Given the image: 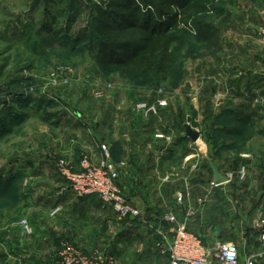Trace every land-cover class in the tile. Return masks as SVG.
<instances>
[{"label": "rangeland", "instance_id": "374dc122", "mask_svg": "<svg viewBox=\"0 0 264 264\" xmlns=\"http://www.w3.org/2000/svg\"><path fill=\"white\" fill-rule=\"evenodd\" d=\"M139 1L142 11L150 7L157 13L161 5V0ZM251 6L261 13L264 0H212V9L194 18L219 27L222 49L217 54H210L193 30L180 23L137 62L106 68L100 49L128 39L106 27L121 10L118 0H0V264H44L50 247L58 260L57 251L65 246L90 260L109 252L116 264L127 261L125 255L119 260L113 248L135 233L131 226L137 219H119L97 199L71 195L56 163H78L83 155L96 162L105 145L119 182L127 181L129 163L139 151L160 150L164 156L176 150L174 141L185 135L188 117L221 175L245 169L243 179L234 176L217 184L210 195L209 208H221L223 222L229 219L233 225L224 239L235 242L242 235L260 249L264 27L257 31L261 50L252 38L255 25L264 24V13L263 18L250 14ZM220 9L231 17L226 24L219 22ZM242 12L247 13L244 22ZM50 37L57 42L46 47L42 40ZM253 54L261 66L258 77L249 76ZM261 82L262 91L256 88ZM143 103L156 105L157 115L140 112ZM158 134L171 140L166 143ZM90 143L100 150L96 158L86 148ZM136 161L133 168L140 169L144 159ZM202 164L203 170L186 181L214 182L209 162ZM182 181L175 182L178 192L186 187ZM198 208L191 207L193 217ZM57 215L65 219L64 234L53 229ZM90 230L96 233L90 236Z\"/></svg>", "mask_w": 264, "mask_h": 264}, {"label": "crops", "instance_id": "0c3cea01", "mask_svg": "<svg viewBox=\"0 0 264 264\" xmlns=\"http://www.w3.org/2000/svg\"><path fill=\"white\" fill-rule=\"evenodd\" d=\"M259 9H256L251 6L250 8V14H256L257 16H260L263 18L264 10L258 12ZM245 12L241 13L242 21L247 20ZM254 17V16H253ZM254 19H252L253 21ZM260 23V22H259ZM244 25V24H243ZM242 25V26H243ZM264 27V24H256L255 29H253L256 33L254 35H257L255 38H252L254 42H256V47L258 50H261V39L259 37L260 33L259 30ZM254 28V27H252ZM245 32H242L241 35L243 37V40H247L246 36L244 34ZM252 40V41H253ZM257 55L256 53H254ZM251 56L250 59V67L251 72L249 76L258 77L259 75V59L256 60ZM261 69V68H260ZM253 70V71H252ZM260 88L262 91L263 83L258 84L256 88ZM264 92V91H262ZM244 97V96H243ZM200 137V136H199ZM180 138V139H179ZM154 141V140H153ZM156 141V140H155ZM154 141V142H155ZM205 140L203 137L198 138L195 142L191 141L186 135H182L181 137H178L175 142V148L171 149L172 153L163 156L165 152H162L160 150H154V151H139L136 154V157L132 154L130 155V158L132 159L134 156V160H131L129 163L128 170L126 172V180L121 179L120 185L125 195H127L128 199L132 202V204L139 209L140 216L139 217H130L128 219H137L136 225L131 226L135 229V233L131 234L130 238L127 240H121L117 243L118 249L113 248V251L115 252L114 255L119 257V260L127 259V261H123L124 263L121 264H166L167 263V257L166 254L162 253L155 247V236H154V229L157 227H163L164 229L167 228V225L162 221V215L166 213L167 211H173L178 219L183 220V216L186 210V207L188 208H198V199H201L203 201V206L198 208V211L192 219H189L186 224L190 231L200 235L202 242L205 246L211 247L213 244H215L217 241H224V238H228V232L229 228L233 225L231 224L229 219L227 222L224 221L225 214L221 213V208L218 209V211L215 209H210V203H208L211 199L210 195L211 193L217 192L219 187L214 182H197V181H186L188 176L192 173L199 170H203L202 167L204 166L202 162L204 160H207L210 164V171L212 173V179H213V168H215L210 163L209 154L205 149ZM194 147H198L197 149ZM88 149V152H90V155L99 156L100 150L98 147L93 146L91 143L86 146ZM157 151H160L157 152ZM180 151L182 153H180ZM179 157V167L178 163H175ZM96 158V157H95ZM144 159L143 165L140 167V169L133 168V164H138L136 160ZM203 160V161H202ZM137 162V163H136ZM76 163H73V165H76ZM217 170V168H215ZM218 171V170H217ZM204 172V171H203ZM167 176L168 179L164 180L163 178ZM61 179V178H60ZM179 179H183V185L186 187L181 189V191L186 194L184 197V201L181 206H183V211L179 209L180 204L176 201V194L178 192V187L175 186L177 181ZM63 180V179H61ZM64 181V180H63ZM65 182V181H64ZM176 182V183H175ZM156 186H155V184ZM158 186V187H157ZM177 188L176 192L173 194V190ZM217 188V189H216ZM70 191V190H69ZM71 195L75 197V195L70 191ZM95 198V197H83L84 200ZM96 199V198H95ZM99 201V200H98ZM100 202V201H99ZM207 203V204H206ZM214 204V203H213ZM104 205V204H103ZM201 205V204H199ZM206 205H208V208L206 209ZM107 208H110L107 205H104ZM61 207V206H60ZM75 218H77L76 215ZM59 224H55L53 229L57 232L66 231L65 227V219L64 217L57 215ZM233 222H235L233 220ZM227 223V224H226ZM212 225H215L218 228V232L216 235L210 230V227ZM76 229L74 231V236L76 235ZM90 236L95 234L96 232L93 230L89 231ZM67 235V234H66ZM65 235V236H66ZM89 236V234H88ZM235 238L237 242H239V253H240V261L241 264H245L246 261L249 258H252V262L254 264H264V256L262 258L254 257L256 252L259 251V249H255V246L252 244V240H250L247 237H241ZM46 238V237H45ZM259 242V238H257ZM235 241V242H236ZM260 244V243H259ZM238 245V243H237ZM52 251H51V250ZM48 249L49 257L47 259H44V264H61L59 259L53 257V249L54 247H50ZM108 250V249H107ZM95 252V251H94ZM93 252V253H94ZM92 253V254H93ZM103 254V257L106 259V264H109V261L111 259H114L112 255L109 256V252H101ZM121 255H125V258L122 259ZM252 256V257H251ZM36 264H41L40 262Z\"/></svg>", "mask_w": 264, "mask_h": 264}, {"label": "built area", "instance_id": "2783aa9c", "mask_svg": "<svg viewBox=\"0 0 264 264\" xmlns=\"http://www.w3.org/2000/svg\"><path fill=\"white\" fill-rule=\"evenodd\" d=\"M161 106L165 103L160 102ZM140 112L148 115H157L156 105H139ZM164 142L169 143L171 136L167 134L155 135ZM101 158L93 162L90 157L83 155L76 165L66 159H60L56 163L58 175L67 184V188L77 197H95L102 204L113 209L119 219L139 217L140 211L136 208L122 191L119 182V172L111 161L110 151L105 145L100 146ZM241 180L245 177V169L242 167L234 175L232 172L223 175L228 183L233 177ZM166 176L164 180H167ZM183 192H177L176 201L182 205ZM201 204L203 201L198 200ZM191 208L186 209L183 220L178 219L173 211H167L162 215V221L167 228L157 227L154 229L155 247L166 254V264H241L238 245L230 240L217 241L211 247L205 246L200 235L190 231L186 222L193 217ZM21 226L26 232L30 228L26 221H22ZM259 242L261 247L254 257L264 256V219L259 224ZM57 256L61 264H106L103 256L94 257L90 260L77 250L65 246L57 251ZM252 257V256H251ZM109 264H116L114 259ZM245 264H254L249 258Z\"/></svg>", "mask_w": 264, "mask_h": 264}, {"label": "trees", "instance_id": "16d2710c", "mask_svg": "<svg viewBox=\"0 0 264 264\" xmlns=\"http://www.w3.org/2000/svg\"><path fill=\"white\" fill-rule=\"evenodd\" d=\"M212 0H161L156 9L142 11V2L139 0H118L120 12L114 13L106 27L112 34L122 35L128 39L114 43L111 48L103 47L101 63L106 68H118L131 65L142 58V55L151 49V46L166 33L182 23L193 34L198 43L202 44L210 54L221 51L220 30L218 26L194 18L210 11L209 3ZM157 14V15H156ZM220 24L230 21V15L219 10ZM192 25V26H191ZM191 30V31H192ZM57 39L54 37L43 39V45L53 47Z\"/></svg>", "mask_w": 264, "mask_h": 264}, {"label": "water", "instance_id": "95a60500", "mask_svg": "<svg viewBox=\"0 0 264 264\" xmlns=\"http://www.w3.org/2000/svg\"><path fill=\"white\" fill-rule=\"evenodd\" d=\"M190 121L191 118L188 117L187 118V122L184 125L185 128V135L191 140V141H196L199 137V133L192 129L191 125H190ZM213 170V181L215 184H220L223 183L225 181L223 175H221L215 168L212 169ZM210 230L216 235V233L218 232V228L215 225H212L210 227Z\"/></svg>", "mask_w": 264, "mask_h": 264}]
</instances>
